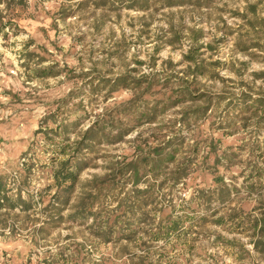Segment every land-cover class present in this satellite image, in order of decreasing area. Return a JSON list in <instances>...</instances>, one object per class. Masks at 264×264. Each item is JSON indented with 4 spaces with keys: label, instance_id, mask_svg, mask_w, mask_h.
<instances>
[{
    "label": "rangeland",
    "instance_id": "obj_1",
    "mask_svg": "<svg viewBox=\"0 0 264 264\" xmlns=\"http://www.w3.org/2000/svg\"><path fill=\"white\" fill-rule=\"evenodd\" d=\"M204 3L0 0V177L17 205L0 208V264H264L251 244L264 217V0ZM121 77L140 80L144 103ZM114 106L127 134L85 152L56 200L53 155ZM166 141L191 173L151 180L154 202L129 208L121 169ZM93 179L106 190L81 209ZM221 182L233 195L206 202Z\"/></svg>",
    "mask_w": 264,
    "mask_h": 264
},
{
    "label": "trees",
    "instance_id": "obj_2",
    "mask_svg": "<svg viewBox=\"0 0 264 264\" xmlns=\"http://www.w3.org/2000/svg\"><path fill=\"white\" fill-rule=\"evenodd\" d=\"M118 1V0H116ZM123 1V0H121ZM133 2L134 0H127ZM207 0H160L162 5L165 7H184V6H202ZM105 2V1H104ZM107 2V1H106ZM189 62H194L192 57H186ZM195 72L198 71L196 63H194ZM192 71V73H195ZM40 74H44V71H39ZM39 76V75H38ZM264 73L259 75V78H262ZM129 88L134 89V96H138V102L144 103L143 96L147 94L146 89L140 92V80L139 79H127L126 77H121L116 80L117 84H126V81ZM114 91V87L110 89ZM183 95H186L190 100H192V94L187 89L182 90ZM243 103L251 101L253 104L261 105L262 98L251 96H246L243 99ZM131 101V100H130ZM133 102V101H132ZM131 103V102H130ZM120 106H114L110 110V114L107 112L104 115H107V118H98L79 136L78 139L69 143L68 139H65L67 143L64 146L59 147V150L55 152V155L52 157V162H57L59 156H63L62 159L58 161L59 165L57 170L53 173L54 187L57 192L54 195L55 199L58 200L59 193H68L70 192L77 183L78 174L80 169L86 166L83 155L87 151H91L94 146L101 145L102 143L113 144L117 141H120L128 130L121 126L119 120H115L113 116L120 115L119 111ZM152 115L148 117V120H153L155 118V112H157V107L150 109ZM154 114V115H153ZM119 122V123H118ZM60 129L65 132L67 131V126L61 127V124L56 126V129H47L51 133L58 134ZM42 130V129H41ZM39 130L38 132H41ZM37 132V133H38ZM48 138V136H45ZM170 144V141L165 143H159L153 147H137V154L135 158L128 163L124 164L121 169L120 174L122 177H126V182L131 183V189L126 193L125 197L121 201H125L128 204L129 208L136 207L141 212H144L149 204L154 202V188L155 185L150 183L151 180L164 179L171 181L174 185L185 180L188 175L191 173V163L192 160L186 159L185 157L176 158L177 152L179 150L177 147H174ZM120 170V169H119ZM118 170V171H119ZM117 171V172H118ZM124 172V173H123ZM114 178V171L113 176ZM92 186L85 191L81 201H79L78 206L83 209L86 207L92 206L91 203L86 205V201L91 199L95 195H101V193L106 190L104 187L105 181L93 179ZM221 185L217 186L216 189H212V195L210 194L211 200L212 196H216V200L219 204L226 203L230 196L233 195V190L230 189L225 183L221 182ZM143 185L144 189H139L138 186ZM9 188L4 185L3 177H0V208L4 205H9V208H15L17 205L13 204L9 200L8 192ZM59 201V200H58ZM67 202V201H66ZM65 202V203H66ZM64 203V204H65ZM207 206L210 203H206ZM165 235L171 232H175L178 229V221H170L164 225ZM254 238L251 241L253 250L261 254L264 257V217L256 220L253 225ZM160 232L154 234V238L159 237ZM157 240V239H156Z\"/></svg>",
    "mask_w": 264,
    "mask_h": 264
}]
</instances>
